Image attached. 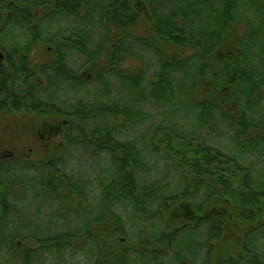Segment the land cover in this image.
Masks as SVG:
<instances>
[{
    "label": "trees",
    "instance_id": "obj_1",
    "mask_svg": "<svg viewBox=\"0 0 264 264\" xmlns=\"http://www.w3.org/2000/svg\"><path fill=\"white\" fill-rule=\"evenodd\" d=\"M38 44L48 55L34 61ZM0 49V108L51 117L45 132L70 139L2 159L0 250L14 264L78 251L91 264H264V0H0ZM19 169L56 189L51 234L36 221L8 232L21 212L1 188ZM152 217L160 231L132 239L126 224Z\"/></svg>",
    "mask_w": 264,
    "mask_h": 264
},
{
    "label": "rangeland",
    "instance_id": "obj_2",
    "mask_svg": "<svg viewBox=\"0 0 264 264\" xmlns=\"http://www.w3.org/2000/svg\"><path fill=\"white\" fill-rule=\"evenodd\" d=\"M9 33H4L2 35V40L4 41L5 44L8 43L6 36ZM47 52L45 47L41 46L38 44L34 52L32 53L33 58L36 61H41L43 58L47 56ZM51 117H49L48 120ZM39 118L35 116L34 114L26 113V112H15V113H5L0 111V154H5L8 155L9 152H12L14 156H19L25 158L29 154V150L32 151V154L35 156L38 154L40 151L39 148L42 146L39 145L40 142L36 140L35 137L38 136V131L36 134V128L38 127L36 124L39 122ZM14 121V122H13ZM42 130L39 132L41 133ZM214 136V135H213ZM217 140H215L216 143ZM223 145H228L227 141L222 142ZM211 145L214 146H220L212 143ZM221 147V146H220ZM226 152L228 151L227 149L223 148ZM8 153V154H7ZM237 155L240 156V152H237ZM243 156V155H241ZM1 166V164H0ZM26 174L22 175L19 173V171L12 172L11 170L5 171L4 172V177L3 181L7 179H16L17 181L27 178L29 176H32V173L28 170H23ZM153 174H156L152 172ZM22 184V189L19 191L18 197L15 201V206L16 209H18V212H21V218L18 216L14 215L15 213L11 212L10 213V218L12 219H17L18 222L14 221L10 225L8 224V232H20L24 231L25 229L29 228L32 226V224L37 223L38 228L37 231L41 235H45L51 232L53 229V225L57 221L54 213V206L52 204L51 198L48 194L44 193L42 190H40L37 186L33 187H27L24 183ZM41 187V186H39ZM1 191H5L8 195L12 194L1 188ZM52 212V215L49 214V212ZM96 211V210H95ZM117 211L121 212L123 214L124 212L121 209H117ZM12 216V217H11ZM87 215L81 216V219H77L80 223L85 220ZM36 218V219H35ZM21 219V220H20ZM141 223V222H140ZM127 227H130L132 231H130V234L132 235V239H136L133 235H136V232H146V233H151L155 234L160 231V223H159V218L158 217H152L150 219H146V222H143L142 224H139L137 221L131 222L126 224ZM148 226V230H144L146 226ZM69 228L73 227V221L68 226ZM229 227L226 229L228 230ZM192 236L193 234L198 235H203L202 233L198 234L197 229L195 231L191 232ZM228 233H225V235ZM144 236V233L143 235ZM227 239H230L237 243V239L234 237H225ZM131 245L130 243H127ZM0 264H14V258H12V253H8V250H0ZM130 253V252H129ZM130 256V255H129ZM42 258H46L45 264H91L94 261V258H87L84 252H79L78 254L74 256H68L66 254L65 256L63 254H51V255H44ZM134 261V263H133ZM131 264H175V259L170 258L169 260H165L164 258H151L149 257L148 253L146 256L140 257L138 254L137 256L132 259L130 262Z\"/></svg>",
    "mask_w": 264,
    "mask_h": 264
},
{
    "label": "flooded vegetation",
    "instance_id": "obj_3",
    "mask_svg": "<svg viewBox=\"0 0 264 264\" xmlns=\"http://www.w3.org/2000/svg\"><path fill=\"white\" fill-rule=\"evenodd\" d=\"M35 49V48H34ZM0 52L2 53V58L0 59V69H2V70H4L5 71V69L8 71V68H9V65H8V61H6L5 60V54H4V51L3 50H1L0 49ZM33 52H34V50H33ZM32 52V53H33ZM33 60L35 61V59L33 58ZM15 61V63H18L19 62V59L18 58H14L13 59V62ZM0 111L1 112H5V113H9V108L8 107H5V108H0ZM10 113H15V112H10ZM49 119V117H45V118H42L41 120H39V122H38V124H36L38 127L36 128L37 130H36V134H37V131H38V136L37 137H35L36 138V140L38 141V142H40V144L39 145H41L42 147L41 148H39L40 149V151L38 152V154L37 155H33L32 154V151L31 150H29V154H28V156H26L25 158H23V157H19V156H14L13 155V153L12 152H9V154L8 155H5L4 153L3 154H0V164L1 165H3L4 164V162H2L4 159L5 160H7V159H10L11 161H13V163H14V160H20V161H24V160H27V159H29V158H33V159H35V160H40L41 158H44V157H46L50 152H51V147H53V149H56V147H59V146H63L64 145V143L65 142H70V139H67V138H62V137H50L51 136V134H49L48 135V133H46L45 132V130H47L48 129V127H51L53 124L52 123H50L51 121H53L52 120V118H50L51 119V121L50 120H48ZM14 122V121H13ZM60 126H62V124L60 125ZM42 130V132L41 133H39L40 131ZM48 135V136H47ZM3 159V160H2ZM2 162V163H1ZM23 170H26V169H19V170H17V171H19V173L20 174H22V175H24V174H26ZM8 171V170H7ZM28 171H30V170H28ZM41 170H36L35 171V173L36 174H41V173H44V174H55V173H57V172H55V171H48V172H45V171H41ZM13 172V171H12ZM14 172H16V171H14ZM30 173H31V171H30ZM34 174V173H33ZM60 175H61V172L59 173ZM56 175V174H55ZM60 180V179H59ZM19 182L20 183H26L27 182V180H25V178H23V179H21V180H19ZM18 182V183H19ZM41 182H42V180H41ZM49 182L50 183H52V182H55L56 183V179H51V180H49ZM9 180L8 179H6L5 180V185H3V187H4V190H7V191H9L10 193H13L14 195H8L5 191H1V193H3V201L5 202V204L6 205H10L11 203H13L18 197H16V195L18 196V194H19V191L23 188L22 186H18L17 188H9ZM7 188V189H6ZM41 188H43V190L45 191V193L47 192V193H50V194H52V195H54V198H55V193L54 192H56V189L53 187V188H49V187H41ZM53 208H54V213H55V217H56V215H57V213H56V211H55V207L54 206H52ZM49 214L50 215H52V212L50 211L49 212ZM7 219H10V216L8 215V218ZM11 220V219H10ZM51 234V233H50ZM45 235H47V234H45Z\"/></svg>",
    "mask_w": 264,
    "mask_h": 264
},
{
    "label": "water",
    "instance_id": "obj_4",
    "mask_svg": "<svg viewBox=\"0 0 264 264\" xmlns=\"http://www.w3.org/2000/svg\"><path fill=\"white\" fill-rule=\"evenodd\" d=\"M2 58V53L0 52V59Z\"/></svg>",
    "mask_w": 264,
    "mask_h": 264
}]
</instances>
